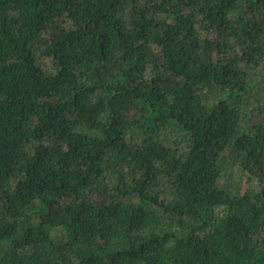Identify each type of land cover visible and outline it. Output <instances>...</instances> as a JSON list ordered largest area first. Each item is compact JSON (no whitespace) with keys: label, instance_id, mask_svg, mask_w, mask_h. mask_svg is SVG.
Listing matches in <instances>:
<instances>
[{"label":"trees","instance_id":"16d2710c","mask_svg":"<svg viewBox=\"0 0 264 264\" xmlns=\"http://www.w3.org/2000/svg\"><path fill=\"white\" fill-rule=\"evenodd\" d=\"M0 264H264V0H0Z\"/></svg>","mask_w":264,"mask_h":264}]
</instances>
